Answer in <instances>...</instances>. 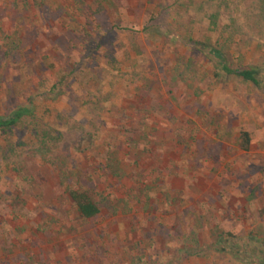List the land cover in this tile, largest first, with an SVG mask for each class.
<instances>
[{"label": "rangeland", "instance_id": "1", "mask_svg": "<svg viewBox=\"0 0 264 264\" xmlns=\"http://www.w3.org/2000/svg\"><path fill=\"white\" fill-rule=\"evenodd\" d=\"M204 45L264 81V0H0V116H36L0 136V264H264V93Z\"/></svg>", "mask_w": 264, "mask_h": 264}, {"label": "trees", "instance_id": "2", "mask_svg": "<svg viewBox=\"0 0 264 264\" xmlns=\"http://www.w3.org/2000/svg\"><path fill=\"white\" fill-rule=\"evenodd\" d=\"M11 47H8V51H5L4 55L6 58L9 57L10 51L16 47L14 42L9 43ZM5 50V47L0 46V51ZM204 49L207 50L208 56L215 60L221 73L225 74L227 77L232 76L238 78L260 90L264 93V81L262 69L258 66H243L237 69H233L227 59V55L221 51L217 50L211 46L204 45ZM26 118H36L35 109L31 104L20 105L15 111H13L9 116H0V136L2 138H10L13 136L15 130ZM39 136L45 138V134L37 130ZM241 150L248 152L251 146V136L248 132H241ZM70 199L72 200L75 208L77 209L80 216L84 219L91 220L99 216L102 212L100 205L94 202L87 194L79 193L77 191H71L69 193ZM259 256V255H258Z\"/></svg>", "mask_w": 264, "mask_h": 264}]
</instances>
